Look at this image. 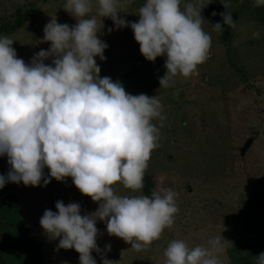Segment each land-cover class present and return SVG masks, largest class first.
<instances>
[{
	"label": "rangeland",
	"instance_id": "rangeland-1",
	"mask_svg": "<svg viewBox=\"0 0 264 264\" xmlns=\"http://www.w3.org/2000/svg\"><path fill=\"white\" fill-rule=\"evenodd\" d=\"M144 2L128 0L120 15L137 22ZM187 2L192 0H181V8ZM65 3L0 0V36L11 38L18 58L30 63L40 50L50 48L44 42V28L51 19L75 25L76 19L63 9ZM203 3L207 6L201 13L202 27L212 40L209 58L196 74L177 76L168 88L159 84L166 58L147 61L130 27L109 32L115 26L111 19H103L98 37L108 47L105 60L96 58L100 76L121 82L132 95L157 96L162 104V119L153 121L159 128V146L151 152L143 190L132 193L120 184L114 187L119 195L150 196L153 190L171 189L178 194V212L173 226L141 252L109 236L106 223L98 221L101 252L92 253L96 264H103L101 256L117 264H164L172 240L183 239L189 247L206 246L210 238L221 235L226 241L222 264H257L256 257L264 253V6L254 7V0ZM224 3L235 26L224 25L217 32L213 24H223ZM19 15L25 17L17 20ZM51 62V58L45 61ZM9 169L7 157L0 156V175ZM44 173L47 176L49 170ZM57 201L78 203L82 215L99 206L82 195L70 177L64 182L53 179L47 186L43 181L38 187L7 183L0 189V209L5 207L25 224L10 244L8 234L17 230L6 212V218L0 215V263L79 264L74 249L59 248V240L40 226L45 210L55 212Z\"/></svg>",
	"mask_w": 264,
	"mask_h": 264
},
{
	"label": "clouds",
	"instance_id": "clouds-1",
	"mask_svg": "<svg viewBox=\"0 0 264 264\" xmlns=\"http://www.w3.org/2000/svg\"><path fill=\"white\" fill-rule=\"evenodd\" d=\"M128 0H66L63 9L76 19L74 26L51 19L44 28L48 50H40L30 63L18 58L14 41L0 36V156L10 169L0 175V189L7 183L38 187L53 179L71 178L84 196L99 206L81 214L78 203L56 202V211L45 210L40 226L58 247L74 249L79 264H96L97 222L106 223L109 236L141 252L171 228L178 212L177 193L153 190L151 195H119L120 184L132 193L144 188L151 152L157 148L162 104L157 96L132 95L121 82L100 76L96 62L105 60L108 47L98 34L103 19L115 29L130 27L140 53L149 62L165 57L160 88H168L177 76L188 78L208 58L211 36L202 25L203 0L181 8V0H145L137 22L120 14ZM254 7L264 0H254ZM221 13L224 25L235 26L232 15ZM216 15V13H213ZM51 64L45 61L50 59ZM49 170L45 176L44 169ZM226 241L210 238L206 246L189 247L183 239L172 240L165 249L164 264H222ZM110 251L111 246H106ZM103 264H117L101 256ZM264 264V253L257 257Z\"/></svg>",
	"mask_w": 264,
	"mask_h": 264
},
{
	"label": "trees",
	"instance_id": "trees-1",
	"mask_svg": "<svg viewBox=\"0 0 264 264\" xmlns=\"http://www.w3.org/2000/svg\"><path fill=\"white\" fill-rule=\"evenodd\" d=\"M17 14H18V13H17ZM19 16H20V15H19ZM24 17H25V16H24ZM24 17H22V16L18 17V16H17V20H19V19H21V18H24ZM4 201L8 202L7 199H5ZM0 210L3 211L2 213L0 212V215H1V216H5V212L9 215L7 221H9L10 224H11V226L14 227V229L17 230L16 232H13V234H12V233L8 234V235H10V237H9V241H8V242H9L10 244H12L15 240H17L15 236L19 235V232H18V231L21 230V229H23V226H24L25 224H24L23 221L18 220L15 216L12 217L11 214L8 212V210H7L5 207H1ZM3 213H4V214H3ZM5 218H6V216H5ZM5 221H6V219H5ZM21 239H22V238H21ZM21 239H20V240H21ZM13 240H14V241H13ZM0 264H4V262H3V263H0ZM23 264H24V263H23Z\"/></svg>",
	"mask_w": 264,
	"mask_h": 264
},
{
	"label": "water",
	"instance_id": "water-1",
	"mask_svg": "<svg viewBox=\"0 0 264 264\" xmlns=\"http://www.w3.org/2000/svg\"><path fill=\"white\" fill-rule=\"evenodd\" d=\"M250 143V141L249 140H247V142H246V145H248Z\"/></svg>",
	"mask_w": 264,
	"mask_h": 264
}]
</instances>
